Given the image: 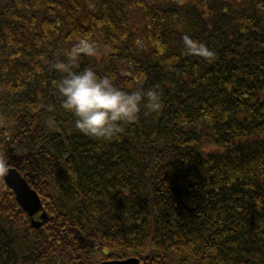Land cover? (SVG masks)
Here are the masks:
<instances>
[{
  "label": "trees",
  "instance_id": "16d2710c",
  "mask_svg": "<svg viewBox=\"0 0 264 264\" xmlns=\"http://www.w3.org/2000/svg\"><path fill=\"white\" fill-rule=\"evenodd\" d=\"M81 37L75 71L161 98L110 141L61 107ZM0 159L49 215L0 179V264H264V0H0Z\"/></svg>",
  "mask_w": 264,
  "mask_h": 264
},
{
  "label": "clouds",
  "instance_id": "9594fccd",
  "mask_svg": "<svg viewBox=\"0 0 264 264\" xmlns=\"http://www.w3.org/2000/svg\"><path fill=\"white\" fill-rule=\"evenodd\" d=\"M96 46L89 38L81 37L67 50V60L54 67L65 73L56 88L62 97L61 107L74 116V127L84 135L110 141L123 131L122 124L138 119L143 107L145 115L162 108L155 88L125 91L114 83V77L97 75L91 68L75 71L80 56H94ZM7 162L0 159V171H6Z\"/></svg>",
  "mask_w": 264,
  "mask_h": 264
},
{
  "label": "water",
  "instance_id": "95a60500",
  "mask_svg": "<svg viewBox=\"0 0 264 264\" xmlns=\"http://www.w3.org/2000/svg\"><path fill=\"white\" fill-rule=\"evenodd\" d=\"M5 179L9 185L11 186L16 194L19 204L25 209L30 216H34L39 212H43L42 204L40 198H38V194L29 187L27 182L19 175V173L15 170H9ZM42 220L46 219V214L43 213L41 216ZM36 227L41 226V223L33 222ZM101 264H141L138 259H129L125 261H106Z\"/></svg>",
  "mask_w": 264,
  "mask_h": 264
},
{
  "label": "rangeland",
  "instance_id": "374dc122",
  "mask_svg": "<svg viewBox=\"0 0 264 264\" xmlns=\"http://www.w3.org/2000/svg\"><path fill=\"white\" fill-rule=\"evenodd\" d=\"M186 1H189V0H186Z\"/></svg>",
  "mask_w": 264,
  "mask_h": 264
}]
</instances>
